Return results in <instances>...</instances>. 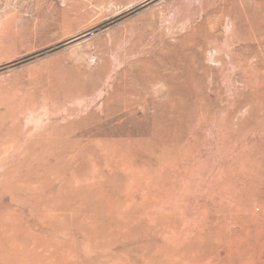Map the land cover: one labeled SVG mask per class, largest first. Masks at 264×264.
<instances>
[{"label": "rangeland", "instance_id": "1", "mask_svg": "<svg viewBox=\"0 0 264 264\" xmlns=\"http://www.w3.org/2000/svg\"><path fill=\"white\" fill-rule=\"evenodd\" d=\"M32 233L78 264H264V0H0V259Z\"/></svg>", "mask_w": 264, "mask_h": 264}, {"label": "bare ground", "instance_id": "2", "mask_svg": "<svg viewBox=\"0 0 264 264\" xmlns=\"http://www.w3.org/2000/svg\"><path fill=\"white\" fill-rule=\"evenodd\" d=\"M261 30V29H260ZM260 89V88H259ZM262 89V88H261ZM258 91V90H256ZM261 91V90H260ZM112 159V158H111ZM115 159V158H114ZM119 166V164H117ZM113 168V167H112ZM124 168V166L122 167ZM121 168V169H122ZM101 172V171H100ZM105 175V174H104ZM119 177V176H118ZM95 178V177H94ZM99 177H97L98 179ZM121 177H119L120 179ZM122 179V178H121ZM95 182V181H94ZM106 182V181H105ZM83 187V186H82ZM110 191V190H109ZM130 191V190H129ZM106 192V190H105ZM86 193V192H85ZM88 193V191H87ZM104 193V191H103ZM130 193V192H129ZM110 194V193H109ZM105 199V198H104ZM134 200V199H133ZM132 200V201H133ZM107 202V200H106ZM129 202V201H128ZM129 204V203H128ZM61 205V204H60ZM79 205V204H78ZM108 205V204H107ZM127 205V204H126ZM76 206V205H75ZM101 206V205H100ZM99 206V207H100ZM109 206V205H108ZM78 207V206H77ZM92 207V206H91ZM88 206V208H91ZM60 208V207H59ZM44 209V208H43ZM50 209V208H49ZM52 209V208H51ZM108 209V208H107ZM46 211V209H44ZM94 210V209H93ZM125 210V209H124ZM130 210V209H129ZM100 212H104L105 208H99ZM133 212V211H132ZM56 213V211H55ZM70 214H76V209L72 208L70 209L69 213ZM94 214V213H93ZM92 214V215H93ZM66 215V214H65ZM63 214H43L41 217L38 218V221L42 224L41 229L44 228H64L65 223L69 220L66 216ZM71 217V215H70ZM73 217V216H72ZM85 219V216H84ZM83 222V221H82ZM87 222V221H85ZM68 223V222H67ZM66 223V224H67ZM89 223V222H88ZM73 224V223H71ZM76 224V222H75ZM85 225V224H84ZM123 225V224H122ZM40 226V225H39ZM87 226V225H86ZM93 226V225H92ZM120 226V225H119ZM88 227V226H87ZM110 227V226H109ZM91 228V226L89 227ZM37 228H35L36 230ZM97 229V228H96ZM118 229V227H117ZM70 230V229H69ZM45 231V230H43ZM88 231V230H87ZM92 231V230H91ZM100 231V230H99ZM127 231V230H126ZM73 232V231H72ZM97 232V231H96ZM12 233V232H11ZM75 233V232H73ZM78 233V232H77ZM47 234V233H46ZM76 234V233H75ZM113 234V233H112ZM81 235V234H79ZM101 235V234H100ZM44 236V235H43ZM40 234L35 235V234H30L29 239L31 238V245L32 247L30 249H27L25 252L26 253V258L23 260V262L20 259H17L12 262H6L2 261L0 259V264H78L76 260L71 261L72 257H74V254L72 255L73 252V246L72 244H67V242L64 240H60L58 236L54 237H48L46 238L45 236L43 237ZM96 236V235H95ZM71 237V235H70ZM108 239V237L106 236ZM115 238V237H114ZM28 239V240H29ZM105 239V238H104ZM73 240V239H72ZM111 240V239H110ZM104 241V240H102ZM118 241V240H117ZM121 241V240H120ZM69 242V241H68ZM10 243V242H9ZM75 244V243H74ZM73 244V245H74ZM105 244V243H104ZM107 244V243H106ZM94 245V244H93ZM124 245V244H123ZM71 246V247H70ZM95 246V245H94ZM27 247V246H26ZM11 248V247H10ZM75 248V246H74ZM135 248V247H134ZM86 250V249H85ZM165 251V250H164ZM16 252V251H15ZM22 252V251H21ZM127 252V251H126ZM157 252V251H156ZM163 253V252H161ZM6 255V254H5ZM23 255V253L21 254ZM25 255V254H24ZM15 256V255H14ZM18 256V255H17ZM20 257V256H19ZM22 258V257H21ZM75 258V257H74ZM10 259V258H9ZM14 259V258H13ZM82 259V257H81ZM86 260V259H85ZM99 260V259H98ZM106 260V258H105ZM198 260V259H197ZM116 261V260H115ZM79 262V261H78ZM81 262V261H80ZM87 262V261H86ZM85 262V263H86ZM105 263V262H104ZM118 264V263H117ZM249 264V263H248Z\"/></svg>", "mask_w": 264, "mask_h": 264}]
</instances>
